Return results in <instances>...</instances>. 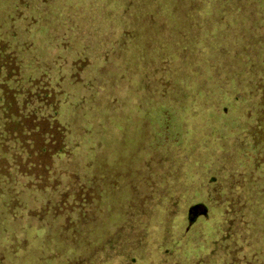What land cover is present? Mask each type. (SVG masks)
Here are the masks:
<instances>
[{"label":"trees","instance_id":"16d2710c","mask_svg":"<svg viewBox=\"0 0 264 264\" xmlns=\"http://www.w3.org/2000/svg\"><path fill=\"white\" fill-rule=\"evenodd\" d=\"M173 1L123 0V10L115 20L112 32L109 30L112 24L107 22L108 14L103 15L101 20L109 28L102 27L98 17L94 19L97 25H89L91 28L87 34L75 26L79 30L76 37L81 42H92L90 46L86 45L89 53L66 61L72 73L54 78L46 72L36 76L26 70L21 51L32 48L34 44L29 37L21 40L20 32L31 33L36 29L33 26L43 21L37 11L46 5L53 9L52 14L57 13L61 17L74 11L75 0H0V17L5 8L12 11L7 18L11 29L5 30L0 26V220L11 222L22 218L24 232L31 238L37 237L34 242L25 236L16 241L12 235L10 239L5 238L3 233L6 230L0 224V257L14 260L16 264H29L27 256L33 252L35 255H54V263L57 264H82L89 262L98 249L117 243L109 242L111 238L124 235L126 238L128 236L125 240L129 249V257L125 259L127 264L147 263L148 260L151 264H163L167 248L164 247L161 254L154 255L149 252V247L143 249L140 241L150 239L157 229L164 233V241H168L173 216L177 212L185 213V229L189 232L200 219L207 222L215 208L214 218L219 224L210 237L214 240L199 257L201 260L196 258L188 264H264L263 0H238L243 4L233 5L236 10L230 16L248 8L253 24L241 19L238 26L237 20V23L231 22L233 27H230V17H224L222 13L210 15L208 12L209 31L213 33V43L219 44V47L214 62L211 60L209 65L206 64L212 68L206 73L193 66L199 67L202 55L198 48L202 43L194 39L204 43L203 36L209 34L208 28L201 27L207 21L201 15L208 9H195L201 14L195 18L201 23L198 27L202 33L197 32L194 37L188 38L187 43L191 48L185 57L190 58L195 51L199 55H194L189 61L191 74L196 73L201 77L197 76L203 87L210 83L211 78L214 80L211 93L217 96V100L212 102L215 109L225 106L223 113L233 110L226 105L227 99L244 103L241 120L239 117L236 120L238 128L229 131L231 137L222 136L217 141L220 143L216 144V148L220 149L219 167L208 168L210 175L202 177L203 185L189 193L195 195L194 192L199 191L201 195H196L197 201L188 199L179 178L172 183L178 186L183 202L172 200L170 203V198H161L162 193L168 191L169 175L173 169L177 167V173H182L184 165L172 162L170 169L162 163L165 161L163 157L155 156L151 161L144 151L142 137L137 156L134 155L126 164V172L120 169L116 155L110 153L111 159L101 155L103 160L95 156L102 154L103 142L108 141L111 135L109 130L111 132L114 128L110 119L119 113L130 112L125 110L123 104L124 101L129 103L127 96H121V99H117L116 94L105 97L100 93L103 92L101 88L116 90L134 85L143 94L142 100L137 103L142 115H149L146 109L148 104L156 105L159 102L169 103L174 111L180 110L179 91L175 89L173 94L167 95L170 90L166 91L165 86L162 89L157 87L160 80L158 73L164 72V65H169L167 60L170 57L169 53L164 54V34L158 26L162 27L159 23L164 22L162 28L172 30L171 24L175 19L170 9ZM196 1L187 0V3L193 5ZM175 3H180V0ZM190 12L191 9L185 16ZM181 18V27H192ZM248 24L252 27L244 31ZM108 34L111 36L108 37ZM185 49L186 45L182 51ZM99 53L104 54V58H101L104 63L99 68L102 71L107 67L115 68L114 77L109 78L106 71L99 75L100 78L105 77L106 84L102 85L103 80L99 79L94 100L82 105L81 115L87 124L79 128L76 117H70L71 120L66 122L61 114L60 107L66 93L64 85L70 80L81 82L82 86L86 85L87 80L91 83L94 63L100 60L97 58ZM215 63L220 67L218 70L213 66ZM170 72L178 76L182 74L181 69L178 72L174 67ZM188 74L191 75L190 72ZM205 74L211 76L210 79ZM167 89H172L169 83ZM88 91L92 92L90 89ZM144 133L143 130L142 136ZM248 148L252 152L250 163L243 164L242 155ZM86 152L89 155L84 157ZM94 152L95 155H92ZM204 174H199V177ZM72 180L74 183L70 186ZM123 181L126 185L121 187L119 183ZM74 184L78 188L71 191ZM31 189L32 194L50 190H60L61 194L56 200L47 199L43 207L28 213V204L24 207L21 197L25 198V192ZM51 195V192L47 193V197ZM109 195L122 199L125 196L126 202L114 207L108 201ZM208 200L214 201L213 207ZM112 208L121 215L113 221V225L111 221L108 223V212L113 211ZM34 216H37L36 225L30 223L36 221ZM110 229L113 233H110ZM59 242L66 243L69 249L58 251ZM174 243L170 252L174 250ZM218 243L222 244L221 247ZM36 246L38 250L33 249ZM159 246L160 243L154 249Z\"/></svg>","mask_w":264,"mask_h":264},{"label":"rangeland","instance_id":"374dc122","mask_svg":"<svg viewBox=\"0 0 264 264\" xmlns=\"http://www.w3.org/2000/svg\"><path fill=\"white\" fill-rule=\"evenodd\" d=\"M75 2L76 4L74 11L67 12L61 15V17H59L57 13L52 14L51 12L53 9H51L49 5H46L42 10L37 11L43 21L37 26H33L36 29L32 30L31 33L20 32L21 40H26V37H29V40H31L34 44L32 48H25L21 51L25 60V68L28 72H31L36 76L46 72L54 78L63 77V75L66 73L70 75L72 72L67 67L66 61L74 60L79 56H87L89 51L86 45L92 44V42L88 41L83 43L76 37V34L79 32V30L75 29V26L82 29L85 34H87L91 28L89 25L93 23L97 25L98 22H94L96 17L101 20L103 15L108 14L109 19L107 22L111 23L112 27H107L106 22L102 20L100 24L104 28H109L110 32H112L115 25V20L121 14L124 5L123 0H75ZM175 2L176 0L172 3V7L174 8L171 7L170 9V13L174 15L175 19V21L171 24L172 30L169 31L165 28H162L164 27L162 25L164 22L159 23L162 27L158 26V29L163 30L162 33L164 34V40L162 41V45L164 46L165 50L164 54L167 55L169 53L170 57L167 60V62L169 61V65H164L166 67L164 72L158 73V80H160L157 82V87L162 89L165 86L164 89H166V91L170 90L167 95H169V93L173 94V90L175 91V89H177L179 91L177 94H179L180 97L178 104L180 110L174 111L169 103L162 104L159 102L156 105L148 104L146 109L147 114L149 115H142L141 107L137 103L142 100L143 94L139 89H136L134 85H128V87L125 88L121 87V89L118 87L116 90L101 88L103 92L100 91V93L105 97L116 94V96L119 97L117 99H121V96H127L129 103H125L124 101L123 104L125 105V110L130 112L127 114L124 112L119 113L117 116L110 119V123L114 126V128L111 132V129L109 130L111 135L109 136L108 141L103 142V152L102 154L96 155L94 152L92 155H95L98 159L103 160L101 155H105L108 159H111L109 154H114L117 157V163L120 169H122L123 172H126V164L138 152V144L142 137L141 141L142 145L144 146V151L150 156L151 161L154 160L155 156L157 158L163 157L165 161L162 163L168 165L170 169L172 168L170 167V163L172 164V162L181 166L184 165L182 173H177V167H173L175 169H173L169 175L168 191L163 192L161 195V198L163 199L170 198V203H172V200L176 203H181L183 202V200H181L182 194L179 192L177 188L178 186H174L172 182L179 178V184L183 185L185 188V195H187L188 199L191 201L198 200L196 195H201L199 191H195V195L189 193L193 190H196L200 185H203L201 183L202 177H204L206 174L207 177L210 175L208 168H217L219 163L220 149L216 148V144H220L218 143L221 140L219 137H231L229 131H234L236 128H238L239 124L236 120L238 117L241 120L243 115L242 108H244V103H239L235 99H227L226 105L230 108H233V110L223 113L225 112V106L219 110L215 109V105L212 102L215 99L217 100V96L211 93V91L214 90L212 89L214 86L212 85L214 80H212V78L210 79V77L213 76V73L210 77L208 74H205L207 77H209L210 83L204 87L201 84V81L197 78L199 75L196 73L191 74L192 67L189 65V61L193 59L194 55L197 57H199V55H197L195 51L190 58L187 59L185 57V55L188 53V50L191 48L187 42L190 36L194 37L197 32H201L200 28L198 27V25L201 23H199L195 18L201 14L197 11L195 12V9H200L201 7L208 9L203 13V15H201L207 20L204 21L206 23H204L201 27L208 28L207 31H209L210 27V22H208V12L210 15L222 13L224 17H230V27H233L231 22L237 23V20L239 21L237 26L241 23V19L251 24H253L254 21L252 16H250L251 12L248 10V8L244 12L230 16V13L236 10L233 6L234 4L239 6L243 4L242 1L238 0H197L193 5L188 4L187 0H180V3ZM151 9L155 10L156 8L151 7ZM190 9L191 12L185 16L186 12ZM95 10H98L99 12ZM11 13V9L5 8L3 10V14L0 17V22L2 21L0 26H2L5 30L11 29V23L9 20H7ZM161 14H164V12ZM181 16L185 19V23H189L192 26L191 28H187V26L181 27L183 25V19ZM251 24H248L244 29H240H243L244 31L249 30L252 27ZM118 27L119 25L115 26V30H117ZM111 34H108V37H110ZM212 34L213 33L209 31V34L203 36L204 43L198 39H194V41L202 43L198 46L200 49V51L199 49L198 51L200 53L202 52L200 65L199 67L193 66L194 69L199 68L200 72L204 71L206 73V71L211 70V65H207L211 63V60L214 62L216 57L219 44L213 43L214 40H212ZM227 37H229V35ZM263 40L264 37L262 41ZM179 45L181 46L179 47ZM185 45L187 46V49L182 51V48ZM97 58L100 60L98 63H94L96 65L93 69V74L91 75V83L87 80L85 82L86 85L82 86L81 82L80 84L70 80V82H65L67 85H64L66 93L65 99L60 107L62 112L61 114L66 122L71 120L70 117H76L77 127L79 128L87 124L81 115L83 110V108H81L82 105H84V103H90L92 100H94V91L98 86L97 83L99 79L103 80L101 83L102 85L103 83L106 84L105 77L100 78L99 75H103L106 71L109 78L114 77L115 68L107 67L104 71L99 68L104 63V60L101 59L104 58V54L99 53ZM213 66L217 70L220 68L217 63H215ZM173 67L178 72L180 69L182 70L181 76H178V74L173 75L172 72H170ZM189 72L191 75L188 74ZM167 82L172 89H167ZM176 84L178 85L177 88L175 87ZM120 86L122 85L120 84ZM89 89L92 90V92L88 91ZM201 90L204 93H202ZM209 103L212 104L209 105ZM144 105L146 106V104ZM223 114L226 116H223ZM241 124L242 121L240 125ZM141 126H143V129ZM143 130L145 133L142 136ZM225 145H227V143ZM86 154L89 155V153L86 152L84 157H87ZM251 155L252 152L248 148L247 152L243 153L242 155L244 157V159H242V163L249 164V158ZM68 162L69 161H67V163ZM203 172L205 174L199 177V174H202ZM205 182L206 181L204 180V184ZM73 183L74 180L69 182V185L71 186ZM119 185L124 187L126 182H120ZM77 188L78 186L74 184L71 188V191L72 189ZM34 191L38 190L35 189ZM48 192L52 193V195L49 197H47ZM126 192L127 190L125 193ZM59 194H61L60 190L55 192H52L51 190L47 192L38 191V193L32 194L31 189L25 192V198L21 197V200L24 207L26 203L28 204L26 211L28 212L29 208L30 211L28 213H30L33 209L37 210L39 207H43L47 199L56 200ZM31 195H33V197H31ZM126 195H129V193ZM124 197L122 199V197L119 196L113 197L109 195L108 201L114 204L113 206L115 207V205L121 204V202H126ZM208 202L210 203L211 207H213L214 201L208 200ZM213 209L212 217L209 216V220H207V222H204L202 219H200L201 221L197 223L189 232H187L188 229H185V225H187L185 222V213H181L182 211L180 213L177 212V215L173 216L170 226L171 231L169 240L164 241V233L160 229H157L154 235H150V239L146 238L140 241L141 244L144 245L143 249L147 250L149 247V252L157 255L161 254L164 247L167 248L168 251L166 254H164L165 257L163 264H176V262L178 264H188L190 263V260H194L196 258L199 259V257H201L202 254L207 251L209 245H211V241L214 240L210 237L213 235L219 224L217 219L214 218L216 210L215 208ZM160 210L163 211V209ZM108 215V223L111 221V225L114 224V220L119 219L121 216L119 212L117 213V211L114 210H109ZM34 217H36L34 218L36 221H30V223L36 225L38 222L37 216ZM0 224H3L4 229L6 230V233H3L5 238L10 239V235H12L13 239L16 241L22 239V237L25 236L26 239L31 242H34V239L37 238H31L30 235L24 232L25 224L24 219L22 218L11 222H2L0 220ZM109 231L110 233H113L112 229ZM111 235L109 239L111 238ZM127 238L124 235L120 238H111L109 242L113 243V241H116L117 243L110 246L107 244L106 246L109 247L98 249V251H95L94 254H92L89 262L82 264H127L125 262L126 257H129L127 254L129 249L126 248L125 244V240ZM173 242H175L174 250L170 252L169 250ZM158 243H160V246L157 249H154ZM150 244H152L151 247L148 246ZM217 245L221 247L222 244L218 243ZM33 249L38 250L39 248L36 246L33 247ZM65 249H69L67 248L66 243H57L58 251H63ZM38 255H35L33 252L30 253V255L27 256L29 264H57L54 263V255ZM160 258H162V256H160ZM0 264L16 263L14 260H10L6 257H0ZM140 264L151 263L148 260L147 263L142 262Z\"/></svg>","mask_w":264,"mask_h":264}]
</instances>
